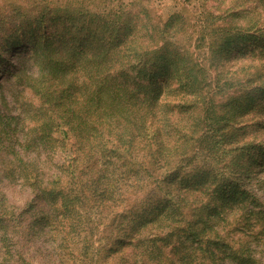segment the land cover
Listing matches in <instances>:
<instances>
[{
	"label": "trees",
	"instance_id": "1",
	"mask_svg": "<svg viewBox=\"0 0 264 264\" xmlns=\"http://www.w3.org/2000/svg\"><path fill=\"white\" fill-rule=\"evenodd\" d=\"M118 2L116 7L102 9L91 18L110 34L107 40L98 41V53L90 55L83 47L77 50L74 43L70 47L75 27L68 30L67 26L57 33V44L52 33L38 37L22 66L12 73L19 82L28 79L22 82L23 86H29L44 100L35 112L39 122L35 126L37 132L23 140L21 146L28 149L34 144L38 149L45 148L47 156L59 149L64 155L52 172L43 170L37 159L22 158L21 163L18 161L13 166L11 161L2 178L33 190L31 209L25 211L41 210V218L36 217L42 229L52 225L49 232L58 236L57 228L64 229L57 248L60 250L55 251L56 246L47 249L53 261L58 258L62 263L82 264L96 260L108 264L111 258L130 247L131 254L137 258L135 264H170L164 249L170 247L171 255H178L176 261L170 257L171 264H188L197 255L204 258L201 253L204 247L209 264L227 261L254 264V257L247 249L238 248L231 257L218 259L221 240L209 235L217 225L216 220L224 217L213 202L221 197L225 201L219 194H226L228 178L219 162L227 149L224 145L229 127L224 113L217 109L218 90L229 84L220 85V72L209 78L211 67L226 72L223 63L229 56L246 58L250 56L248 52L253 53V45L264 48V33L250 35L230 29L218 39L219 33L207 36L201 32L196 44L190 39L193 32L189 31L183 44L174 32L166 29L160 39L150 43L142 32L143 26L123 9L122 1ZM6 17L9 19L11 15ZM84 17L77 9H62L47 3L35 13L5 21L12 25L10 32L24 35L33 32L35 24L44 28L64 19L84 20ZM5 21L0 20V59L8 48H16L17 52L21 44L19 37L11 42L9 23ZM114 34L120 37L117 41L112 39ZM11 43L14 44L9 46ZM205 45L211 51L209 60L204 59L206 52H202L203 57L198 52ZM69 52L72 55L66 57L64 54ZM30 61L42 63L35 74L26 69ZM82 71L85 73L80 81ZM243 71L245 79L232 80L243 88L230 105H236L239 111L242 106L237 105L239 102H246L249 107L254 102L256 105L251 110L260 111L259 105L264 108L261 95L264 87L254 86L256 75H249L245 67ZM138 74L144 78L129 87ZM169 79L173 80L171 83L177 82L175 91L188 95L183 101L173 103H180L177 107L186 114L197 112L193 121L200 123L198 128L196 124L179 126L169 111L161 113L160 97ZM166 104L173 105L171 98ZM4 117L17 119L20 113L15 117L4 114ZM12 130L16 131L15 126ZM146 173L147 179L142 176ZM148 184L151 188H146ZM126 187L134 192L149 190L146 196H138L140 200L125 202ZM12 197L10 192L0 198V248L4 256L1 264L8 258L15 259L19 252L22 258L24 251L19 241L24 238L33 245L36 234V224L32 223L21 231L23 221L10 200ZM196 241L198 244L194 245ZM43 252L38 250L37 254ZM193 264L207 262L198 260Z\"/></svg>",
	"mask_w": 264,
	"mask_h": 264
},
{
	"label": "rangeland",
	"instance_id": "2",
	"mask_svg": "<svg viewBox=\"0 0 264 264\" xmlns=\"http://www.w3.org/2000/svg\"><path fill=\"white\" fill-rule=\"evenodd\" d=\"M0 0V20L5 21L10 18L18 16L21 19L25 14L35 13V10H39L43 5H56L62 9H77L84 13V20L82 19H64L62 22L51 23L49 27L45 25L33 26V32H26L24 35H17L12 31V25L9 23L8 33L10 32V40L18 38L21 40V44L18 45L19 49L8 48L3 52V56L0 59V198L3 195H8L10 192L13 197L10 199L16 205L17 214H20V220L23 221V227L21 231L24 232L26 228L32 224L35 226V237L33 238V245L29 244L24 238L19 241L21 249L24 251L23 257H19L20 252L15 259L8 258L5 264H74L71 261L62 263L58 258L52 260L48 256L47 249L51 246H56V250L61 237L64 235L62 232L64 229L62 226L57 233L49 232L52 225H47L43 229L39 226L36 215L40 218L42 212L40 209L25 211L31 209L29 204L32 203L34 193L29 186H21L20 182H15L14 185L5 181L2 178V174H6V168L11 161L12 166L14 164L21 163L22 158L29 160H36L41 168L45 171L52 172L56 170L57 163L62 159L64 153L57 149L52 152L50 156H47L45 148L38 149L32 144L28 149L21 146V142L28 139L30 135L36 134L35 126L39 123L37 119V113L43 106V99L40 94H36L29 88V86H23L22 82H28V79H22V82L17 81L16 77L11 76L12 73L17 72V67H21L25 55L27 56L31 52V48L35 41L39 40L44 33H52L54 35L53 42L57 41V33L64 31L68 26V30L73 29L74 38L69 41L70 47L74 43L77 50L85 49L86 53L93 54L100 51V45L98 41L102 39L107 40L109 38V32L104 26L95 23L91 20L93 16H96L102 9H108L116 7L122 1L123 9L131 15L133 20L143 26L142 32H145V38L150 43H155L164 35V31L169 29L170 32L175 33L178 42L184 44V39L187 32H193L190 36L192 41L197 43L201 32H205L207 36L218 34V39L221 37L225 30L238 31L243 34L258 35L264 33V0ZM19 12V14H17ZM6 14H10L11 17L5 18ZM175 22V27L172 29V24ZM172 30V31H171ZM114 34L112 39L117 41L119 38ZM123 36V35H121ZM188 36V35H187ZM186 36V37H187ZM67 39V38H66ZM217 40V37L215 38ZM11 43L9 46H12ZM62 44V41H61ZM65 44V42H64ZM83 47V48H82ZM255 47L253 53L248 52L246 58L241 55L229 56L223 63L226 68V72H222L221 69L210 71L209 79H213L214 75L220 72L221 84L227 82L226 87L223 90H218L217 94V109L225 115V123L229 126L226 132L225 147L227 148L223 154L222 161L219 162V167L225 169L226 177L228 178L226 186V194H219L225 197L224 199L218 198L213 203L218 207V210L223 213L222 220H216L217 225L213 227V230L209 232L210 236H213L221 240L220 247L218 248V259L229 258L233 250L238 248L241 250H249L254 257V264H264V108L263 105H259L260 111H252L251 106L256 105L254 102L249 107L246 102H239L237 105L240 110L236 111V105H230L232 98L239 96L238 90L242 85L236 80L237 77H241L240 81L246 78L245 72L249 75L255 74L256 80L254 86L264 87V48L260 49L259 46ZM263 51V52H261ZM201 57L202 52H206L204 59L211 57V51L209 46L205 45L198 50ZM66 57L72 55L71 52L64 54ZM42 63L36 61H30L26 69L33 70L31 73H37ZM91 67L93 68L94 62ZM210 65V64H207ZM19 67V68H20ZM223 67V66H222ZM232 71L233 74H228ZM84 73H80V81L84 78ZM243 74V76H242ZM36 76V75H33ZM27 78V77H25ZM142 76L139 74L134 76L129 87H134L137 82H141ZM162 80L163 78L160 77ZM25 80V81H24ZM68 80V79H67ZM173 80L169 79L164 83V90L160 97V111L162 114L169 111V115L179 123V126H188L196 124V128L199 126L198 121H193L197 118V112L184 113L182 108L177 106L188 95L183 92L175 91L178 88L177 82L171 83ZM251 79L249 80V84ZM236 93V94H235ZM264 96V92L261 93ZM171 98L173 105L170 107L166 104L167 100ZM180 98V99H179ZM256 101V99H255ZM176 105V106H175ZM20 113V118H5V115L16 116ZM194 114V115H192ZM232 114V115H231ZM24 115V116H23ZM230 115V117L228 116ZM23 116V117H22ZM170 118V117H169ZM229 118V119H228ZM168 120H171L168 119ZM11 121V124L9 123ZM258 121V122H257ZM171 123V121H170ZM256 123V124H255ZM16 131L13 132V128ZM10 130V131H9ZM28 131L32 134L26 135ZM26 149V150H25ZM12 158V160H11ZM159 173H163L159 171ZM47 175L49 173L46 172ZM144 178H148V173L142 175ZM20 174L17 175L19 179ZM145 180V179H144ZM145 184V183H144ZM146 188H151V185H146ZM149 189H140L133 191L132 188H125L124 200L127 202L129 199L135 201L140 200V197L146 196V192ZM164 192V190H162ZM141 194H145L141 196ZM241 198H245L244 201ZM45 221V220H43ZM32 223V224H31ZM46 223V222H45ZM21 232V233H22ZM95 238H99V234L95 233ZM207 234V230L202 232V237ZM17 236H21L17 233ZM22 237V236H21ZM199 238V236H198ZM9 241V240H8ZM108 242V241H107ZM0 243H2L0 241ZM197 241L194 245H197ZM15 249H18L16 247ZM166 249L170 262L176 261L178 258L177 253L171 255L170 247ZM44 251L43 255H38L37 251ZM201 251L204 258H200L197 255L193 264L198 260H204L207 264L210 260L206 257V252ZM115 255L111 258L108 264H135L137 258L131 254V248L126 247L124 252ZM2 250L0 248V264L4 263ZM66 258V257H65ZM67 259V258H66ZM82 264H100L96 260H89ZM147 264H153L148 262ZM226 264H229L227 261Z\"/></svg>",
	"mask_w": 264,
	"mask_h": 264
}]
</instances>
